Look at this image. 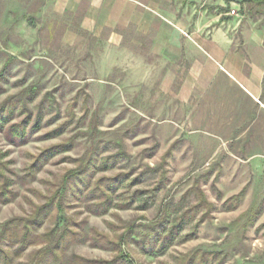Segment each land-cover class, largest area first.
I'll return each instance as SVG.
<instances>
[{
	"label": "rangeland",
	"instance_id": "374dc122",
	"mask_svg": "<svg viewBox=\"0 0 264 264\" xmlns=\"http://www.w3.org/2000/svg\"><path fill=\"white\" fill-rule=\"evenodd\" d=\"M12 1L0 0V264H264V132L193 133L155 83L105 73L91 39L39 15L41 1Z\"/></svg>",
	"mask_w": 264,
	"mask_h": 264
},
{
	"label": "crops",
	"instance_id": "0c3cea01",
	"mask_svg": "<svg viewBox=\"0 0 264 264\" xmlns=\"http://www.w3.org/2000/svg\"><path fill=\"white\" fill-rule=\"evenodd\" d=\"M38 1L39 15L97 45L105 73L122 70L135 83L159 86L193 133L263 134L264 6L231 16L237 0Z\"/></svg>",
	"mask_w": 264,
	"mask_h": 264
},
{
	"label": "trees",
	"instance_id": "16d2710c",
	"mask_svg": "<svg viewBox=\"0 0 264 264\" xmlns=\"http://www.w3.org/2000/svg\"><path fill=\"white\" fill-rule=\"evenodd\" d=\"M247 4H256L258 6L264 5V0H244Z\"/></svg>",
	"mask_w": 264,
	"mask_h": 264
},
{
	"label": "built area",
	"instance_id": "2783aa9c",
	"mask_svg": "<svg viewBox=\"0 0 264 264\" xmlns=\"http://www.w3.org/2000/svg\"><path fill=\"white\" fill-rule=\"evenodd\" d=\"M230 14L231 15H236V13L234 11H231Z\"/></svg>",
	"mask_w": 264,
	"mask_h": 264
}]
</instances>
